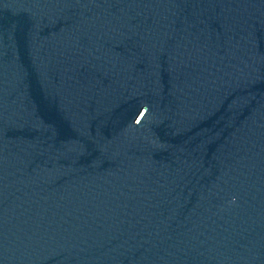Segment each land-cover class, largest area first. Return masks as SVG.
Instances as JSON below:
<instances>
[{"label": "water", "instance_id": "1", "mask_svg": "<svg viewBox=\"0 0 264 264\" xmlns=\"http://www.w3.org/2000/svg\"><path fill=\"white\" fill-rule=\"evenodd\" d=\"M0 264H264V0H0Z\"/></svg>", "mask_w": 264, "mask_h": 264}]
</instances>
